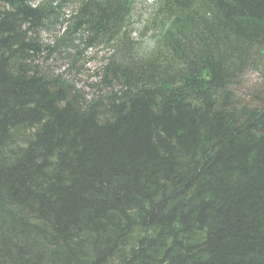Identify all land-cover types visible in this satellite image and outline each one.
Instances as JSON below:
<instances>
[{
    "label": "trees",
    "instance_id": "obj_1",
    "mask_svg": "<svg viewBox=\"0 0 264 264\" xmlns=\"http://www.w3.org/2000/svg\"><path fill=\"white\" fill-rule=\"evenodd\" d=\"M132 3L0 0V264H264V0H157L143 53Z\"/></svg>",
    "mask_w": 264,
    "mask_h": 264
},
{
    "label": "rangeland",
    "instance_id": "obj_2",
    "mask_svg": "<svg viewBox=\"0 0 264 264\" xmlns=\"http://www.w3.org/2000/svg\"><path fill=\"white\" fill-rule=\"evenodd\" d=\"M34 3H38L40 0H32ZM153 9V0H135L134 10L131 16V27L133 28V37L137 42L140 43L139 50L140 53L147 51L153 41V36L151 32L145 29L147 25L150 14ZM73 7L68 6L62 9V15L60 23L54 26L51 32L42 31L40 33L41 40L45 44H52L56 39L61 37L69 24L67 18L70 14L73 15ZM65 17V18H64ZM79 40L75 39L73 45L69 48V54L78 55L76 56V62L73 63L74 66L69 64L68 59L63 58V54L51 57L48 60V64L52 65V72L63 73L66 78L75 79L76 85L79 88L90 87L93 83L97 82L98 70L100 66L105 62L106 58L111 54L109 50L103 49L101 47L95 48H84L83 45L79 44ZM81 46V48H80ZM78 47V48H77ZM76 48V50H75ZM78 51V54L76 53ZM60 57V58H58ZM62 61V62H61ZM244 87H250L251 89H261L264 85V79L260 78L257 74H252L246 77L242 83ZM249 90L241 89L237 94L244 98L245 102H249L251 99Z\"/></svg>",
    "mask_w": 264,
    "mask_h": 264
}]
</instances>
